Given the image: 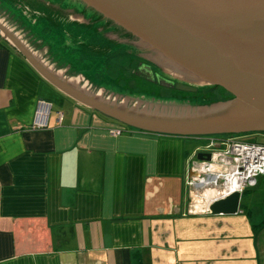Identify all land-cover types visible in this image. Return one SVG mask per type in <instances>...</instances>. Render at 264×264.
Segmentation results:
<instances>
[{
  "label": "crops",
  "instance_id": "1",
  "mask_svg": "<svg viewBox=\"0 0 264 264\" xmlns=\"http://www.w3.org/2000/svg\"><path fill=\"white\" fill-rule=\"evenodd\" d=\"M78 9L0 0V264H264V177L210 213L226 195L206 181L232 168L195 159L205 136L156 131L175 117L111 66L135 49Z\"/></svg>",
  "mask_w": 264,
  "mask_h": 264
},
{
  "label": "water",
  "instance_id": "2",
  "mask_svg": "<svg viewBox=\"0 0 264 264\" xmlns=\"http://www.w3.org/2000/svg\"><path fill=\"white\" fill-rule=\"evenodd\" d=\"M75 1L135 37L186 78L231 96L225 102L226 109L234 111L228 120L219 113V120L214 119L222 106L212 107L193 121L157 117L156 131L187 136L264 133V0ZM134 77L166 89L196 90L154 75L144 64L138 65ZM216 148L201 149L207 152H198L196 160L210 162ZM238 198L233 192L213 201L208 210L235 214Z\"/></svg>",
  "mask_w": 264,
  "mask_h": 264
},
{
  "label": "rangeland",
  "instance_id": "3",
  "mask_svg": "<svg viewBox=\"0 0 264 264\" xmlns=\"http://www.w3.org/2000/svg\"><path fill=\"white\" fill-rule=\"evenodd\" d=\"M237 1H239V0H237ZM19 7H20V5H19ZM21 7H22V10H24L25 7L27 8V6H25L23 4H21ZM6 8H8L13 13H16L18 11L15 8V6L14 7L7 6ZM29 12L32 13V11H29ZM0 18H2V17L0 16ZM129 49H130V47H129ZM153 54L155 55L153 57L154 62L158 61L159 64L161 65V67L165 70V72L167 74H169L173 77H176L177 79L180 78V79H183L186 81L191 80L189 78H183L180 74H178V72L176 71L177 69L174 68L173 66H171L170 64H168L167 61H165L160 55H158L155 52H153ZM134 55L135 54H133V56ZM126 60H127V58L125 57V55H122L121 57H119V60L116 59L114 61V63L111 62V66L113 67L114 72L117 71L116 73H118L119 75H122V76L130 75V72L128 70H123L124 73H122V69H125L127 67V61ZM145 85H147V84H145ZM145 85L143 86L144 87L143 88L142 84L140 83V85L137 86L138 88H136V91H138L140 96L146 95L149 97V100H152L155 102V104L153 106H150V108L147 107V110L151 111L152 114H154L155 116H158V114L161 115L160 112H164L166 115L170 114V115L174 116L175 117L174 119H180V118L188 117L189 120L193 121L195 117L203 116L204 113L205 114H207V112L209 113L210 109H215L212 107H217L219 109V106H222V108H221L222 110L217 112L216 114L212 115V116L217 115L214 118L216 120H219L218 116H221V115H222V118L224 117V120H228V118H230V116L234 113L233 110L228 111L226 109L227 107H226L225 102H227L229 100L225 99V96H228V98L230 100H231V97L229 95H227L225 92L221 93V92H212L210 90H205V89H197L195 93H189V92H182V91H177V90H163V89L159 90L158 88H156L152 85L151 86H148L149 84L147 86H145ZM182 103H186V105L182 104ZM143 106L144 105H142L140 107V110L143 108ZM162 109H164V110H162ZM143 110H146V108H143L142 111ZM225 111H227V112H225ZM218 113L221 115H218ZM219 136H221L222 138L245 136V138L246 137L253 138L256 142H263L264 141V133L244 132V133H237V134H231V133L220 134ZM205 137H207V136H205ZM204 142H205V140H204ZM202 146H205V143H203Z\"/></svg>",
  "mask_w": 264,
  "mask_h": 264
},
{
  "label": "built area",
  "instance_id": "4",
  "mask_svg": "<svg viewBox=\"0 0 264 264\" xmlns=\"http://www.w3.org/2000/svg\"><path fill=\"white\" fill-rule=\"evenodd\" d=\"M50 110V103L39 100L36 103L29 129L34 131L46 128ZM120 132L121 130H111L110 135L118 136ZM216 136L206 139V147L212 148L217 145L220 150L213 152L223 156L232 169L229 172L211 175L206 182L210 185L221 183L225 188L226 196L233 192L240 194L246 189L254 188L257 179L264 177V141L256 142L253 138Z\"/></svg>",
  "mask_w": 264,
  "mask_h": 264
},
{
  "label": "flooded vegetation",
  "instance_id": "5",
  "mask_svg": "<svg viewBox=\"0 0 264 264\" xmlns=\"http://www.w3.org/2000/svg\"><path fill=\"white\" fill-rule=\"evenodd\" d=\"M69 1H73L74 4L79 6L78 11L80 12L81 15H83L86 18H88L89 20H91V24L94 23V22L95 23L96 22L101 23V27H103V29H107L108 32H112V33L117 34L118 36H121V38L125 39L135 49V55L132 56V57L129 56L128 54H123L127 58V60H126L127 61V67L125 69H122V73H124L123 70H128L130 72V75L134 77V72L138 68V65L139 64H144V65L150 66V68H151V70H152L154 75H158V76H160V77H162L164 79L173 81L174 83H181L183 85H188L190 87L195 88L196 90L197 89H205V90H210L212 92H221V93L223 92L218 87L209 86V85H199L198 83H196L193 80L186 81V80H183V79H180V78L177 79L176 77H173V76L167 74L165 72V70L161 67V65L159 64L158 61L154 62V60H153L154 58L153 57L155 55L153 54V51L149 50L147 47H145L143 44H141L135 37H133L129 33L125 32L122 28L118 27L117 25L113 24L112 22L102 18L100 15H98L94 11L86 8L84 5L80 4L79 2H77L75 0H69ZM176 71L183 78L187 77L184 73H181L178 69ZM148 84L158 88L159 90L160 89H163V90H174V89L162 88V87H159L158 85H154V84H150V83H148ZM196 90H195V92H196ZM195 92H193V93H195ZM225 99L230 101L228 96H225ZM184 104L186 105V103H184ZM211 136H216V135H208L207 137H204V138L206 140L208 137H211ZM200 152L203 153V152H207V151H200Z\"/></svg>",
  "mask_w": 264,
  "mask_h": 264
},
{
  "label": "trees",
  "instance_id": "6",
  "mask_svg": "<svg viewBox=\"0 0 264 264\" xmlns=\"http://www.w3.org/2000/svg\"><path fill=\"white\" fill-rule=\"evenodd\" d=\"M219 89H220V88H219ZM222 91H223V90H222ZM223 92H224V91H223ZM225 93H226V92H225ZM226 94H227V93H226ZM227 95H229V94H227ZM229 96H230V95H229ZM230 97H231V96H230ZM217 136L219 137V135H217ZM217 136H216V137H217Z\"/></svg>",
  "mask_w": 264,
  "mask_h": 264
},
{
  "label": "bare ground",
  "instance_id": "7",
  "mask_svg": "<svg viewBox=\"0 0 264 264\" xmlns=\"http://www.w3.org/2000/svg\"><path fill=\"white\" fill-rule=\"evenodd\" d=\"M188 77V76H187ZM212 173V172H211Z\"/></svg>",
  "mask_w": 264,
  "mask_h": 264
}]
</instances>
